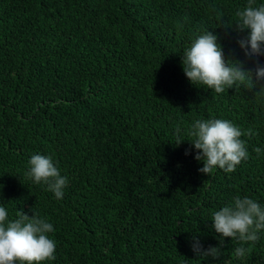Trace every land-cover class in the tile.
I'll return each mask as SVG.
<instances>
[{
	"label": "trees",
	"instance_id": "obj_1",
	"mask_svg": "<svg viewBox=\"0 0 264 264\" xmlns=\"http://www.w3.org/2000/svg\"><path fill=\"white\" fill-rule=\"evenodd\" d=\"M247 2L0 0V206L53 224L43 264H264V230L243 258L229 237L218 260L192 250L219 246L212 213L235 196L264 206V91L215 93L182 65L209 30L226 60L264 66L229 27ZM209 119L254 133L234 172H199L189 131ZM33 154L67 177L62 199L26 175Z\"/></svg>",
	"mask_w": 264,
	"mask_h": 264
},
{
	"label": "clouds",
	"instance_id": "obj_2",
	"mask_svg": "<svg viewBox=\"0 0 264 264\" xmlns=\"http://www.w3.org/2000/svg\"><path fill=\"white\" fill-rule=\"evenodd\" d=\"M237 20L234 30L247 34L238 40L246 57L264 56V4L254 6V0L235 13ZM182 65L185 76L193 84L205 85L215 93H224L231 88L247 86L250 89L259 87L264 91V66L257 63L255 71L246 69L241 61L225 59L223 48L218 43L217 35L205 30L198 35L184 50ZM177 133L180 129L177 127ZM195 139L190 141L196 151L195 159L203 162L199 172L210 175L214 169L226 173L234 172L242 160L248 159L246 142L242 135H254L252 129L246 133L232 122L223 119L196 120L189 131ZM183 141L178 136L176 145ZM257 154L260 148L253 149ZM189 152L186 150L185 155ZM26 175L35 183L43 182L57 199H62L68 180L62 176L52 158L33 154L28 161ZM4 185L0 184V189ZM29 216L22 209L17 210L16 218L9 219V213L0 206V264H43L55 260L56 243L49 238L54 231L53 224L46 218L32 211ZM212 227L220 234L219 246L203 249L194 236L192 250L197 257H211L218 260L222 254L224 237L237 241L233 256L243 258L249 242H256L259 233L264 230V206L249 197L239 195L233 201L212 213Z\"/></svg>",
	"mask_w": 264,
	"mask_h": 264
}]
</instances>
